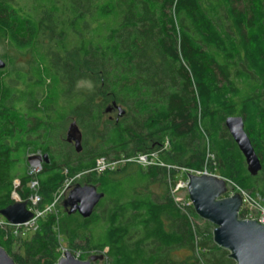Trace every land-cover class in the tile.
<instances>
[{
  "label": "trees",
  "instance_id": "trees-1",
  "mask_svg": "<svg viewBox=\"0 0 264 264\" xmlns=\"http://www.w3.org/2000/svg\"><path fill=\"white\" fill-rule=\"evenodd\" d=\"M30 1L17 7L0 0V41L28 52L29 64L34 55L48 61L53 73L41 75L37 63L30 75L28 64L13 70L17 87L0 69V210L14 203L12 193L27 209L36 194L41 209L75 176L102 197L88 217L65 209L62 218L39 219L32 232L15 235L0 217V248L14 264H55L60 247L77 260L102 256V264H234L212 242V226L174 203L168 181L178 169L205 166L264 196V0ZM72 54L96 73L99 93L125 107L123 115L100 124L105 100L68 92L80 75ZM58 85L64 96L54 100L49 91ZM76 113L72 122L83 145L89 142L78 154L56 138L57 127ZM232 116L242 119L259 159L255 176L223 126ZM36 152L47 161L31 175L26 157ZM151 152L169 169L120 162L94 170L99 159ZM155 183L160 195L148 189Z\"/></svg>",
  "mask_w": 264,
  "mask_h": 264
},
{
  "label": "water",
  "instance_id": "water-1",
  "mask_svg": "<svg viewBox=\"0 0 264 264\" xmlns=\"http://www.w3.org/2000/svg\"><path fill=\"white\" fill-rule=\"evenodd\" d=\"M4 63L0 60V69ZM117 117L123 110L112 103ZM107 108L105 112H108ZM223 126L243 158L246 172L255 176L261 169L259 159L255 155L243 130V121L238 116L227 117ZM81 135L74 122L66 129L65 141L72 143L76 153L80 152ZM35 159H39L35 157ZM41 159L46 162V156ZM186 195L195 215L212 226L211 239L219 248L228 253L234 264H264V224L257 220H240L238 211L241 206L239 195L225 197L226 186L223 179L216 176H186ZM102 197L95 187L88 185L73 186L63 200L64 209L77 212L81 217H88ZM0 217L10 225L25 223L31 218V212L25 202L14 201L13 204L0 210ZM102 256H90L86 260L74 259L67 251L58 258L55 264H93L101 261ZM0 264H14L0 248Z\"/></svg>",
  "mask_w": 264,
  "mask_h": 264
},
{
  "label": "rangeland",
  "instance_id": "rangeland-1",
  "mask_svg": "<svg viewBox=\"0 0 264 264\" xmlns=\"http://www.w3.org/2000/svg\"><path fill=\"white\" fill-rule=\"evenodd\" d=\"M15 6H22V5H29L30 4V0H10ZM59 2H63V0H57ZM237 9H246L245 5H239L237 7ZM16 36L18 38H22L24 37V32L20 29H16L15 32ZM63 41V40H62ZM44 45L46 46V44L44 43ZM0 60L4 63V67L1 69V72H3V74L5 75H9L8 77V83L9 84H14L17 87L20 86L17 83H14L15 78L13 77V70L17 71V70H22V71H26V67L29 64L30 61V54L28 52H20L17 50H14L13 48H11L10 46H8V44H6L4 41H0ZM11 62V63H10ZM69 62L74 64V66L77 68L78 72L80 73V75L77 77L76 80H73V83L71 84V87H68V92L69 93H80L81 95H87V94H91L93 93V99L95 102L99 103L100 101H102L103 99L105 100L103 106H101L100 110H99V122L104 123L105 121H113L115 120L116 112L113 111V113L109 114L108 112H105V110L107 108L111 107V99L110 98H104L102 96L101 93H99V88H100V82L98 81L97 75L96 73H92L90 72V70L87 68L85 62H81L80 60L77 59L75 54H72L69 57ZM39 64V69H40V74L41 75H52L53 71H52V65L48 62V61H39V56L38 55H34L33 60L31 62V64H29L28 66V73L30 75H35L36 73V64ZM64 90L61 87V85H58L55 89H51L49 91V94L51 97H53L54 100L58 99V97L62 98L64 96L63 94ZM67 99H70V101L72 103L76 102L75 97L73 95H69L66 96ZM117 103V102H116ZM121 110H124V106L122 105H117ZM72 121H78V113L76 114H70L68 115V117L66 118L65 122L62 125H59L57 127V133H56V138L58 141H61L62 143L65 141V133H66V129L67 126L72 122ZM79 128V126H78ZM81 132V130H79ZM81 134V133H80ZM83 136L81 135V140H80V146L81 149L83 148H88V143H84L83 145ZM65 143V142H64ZM64 148L68 151H74L73 150V145L72 143H66V146H64ZM79 153V152H78ZM76 153V154H78ZM35 157L39 158L38 159V164L39 166L42 165L43 160L41 159V155L39 153H29L28 156L26 157V165H27V173L30 174L33 172L32 169V162L35 161ZM79 176H75L74 178H72L71 181H69V185L67 186V190L65 191V194L63 195V198H66V195L68 193V191L76 185H82V182L79 181ZM13 185L14 187L18 185L17 181H13ZM35 187H30L29 185V189H31V191L34 190ZM149 191H151L154 194L160 195L161 194V187L159 186L158 183L152 184L149 186ZM185 195V194H184ZM182 194V196H184ZM64 198V199H65ZM11 199L13 201H16L18 198L17 196L12 193L11 195ZM55 210H56V215H57V219L58 218H62L65 214V209L63 207V200L56 203L55 205ZM202 224V223H201ZM17 234L20 232L19 230H16ZM29 234L27 233H23L22 238H25L26 236H28ZM30 236V235H29ZM184 252L182 251H176V254L179 256H184L183 255ZM102 260L101 261H97L96 264H102Z\"/></svg>",
  "mask_w": 264,
  "mask_h": 264
},
{
  "label": "built area",
  "instance_id": "built-area-1",
  "mask_svg": "<svg viewBox=\"0 0 264 264\" xmlns=\"http://www.w3.org/2000/svg\"><path fill=\"white\" fill-rule=\"evenodd\" d=\"M163 148H165V145L163 146ZM37 161L38 160L35 159V161H33L31 164L33 169V172L30 173L31 175L37 173L40 170V166ZM120 162H132L142 168L157 166L169 169L168 166L164 165L158 160L157 153L151 152L147 154H139L133 158L112 163H105L102 159H99L95 163L94 170L96 172H101L104 169L112 170L115 166L119 165ZM178 170L180 172L179 177L173 183L168 181V186L171 198L173 199L174 203H176L180 207H191V204L186 195L187 174L195 176L206 175L218 177L217 175L209 172L205 166L200 171H191L185 169ZM223 180L227 189L225 197H230L234 194H237L241 199V206L238 211V214H241L242 217L240 220H257L259 223L264 224V196H259L257 194L250 195L248 192L243 191L233 185L230 181L225 179ZM68 185L69 182L65 183L64 186L52 197L51 201L41 209L36 208V205L39 203L40 198L36 194L31 195L28 199L30 203V207L28 208V210L31 212V218L25 223L19 225H10L6 222L3 223L13 227L15 235L17 234L16 230L31 232L35 231L39 219L43 218L47 214H56L55 205L62 200V197L65 194ZM30 187H35V183H30ZM182 194L185 195L182 196ZM16 201H18V199ZM65 251L66 250L64 248L60 247L58 250V258H61L63 256V252ZM72 257L74 259H77V255H74Z\"/></svg>",
  "mask_w": 264,
  "mask_h": 264
},
{
  "label": "flooded vegetation",
  "instance_id": "flooded-vegetation-1",
  "mask_svg": "<svg viewBox=\"0 0 264 264\" xmlns=\"http://www.w3.org/2000/svg\"><path fill=\"white\" fill-rule=\"evenodd\" d=\"M113 111H115V108H114V106H112V103H111V107H110V109L108 110V113L110 114H112L113 113ZM116 112V111H115ZM116 118H118L117 116L115 117V120H116ZM93 264H96V262L95 263H93Z\"/></svg>",
  "mask_w": 264,
  "mask_h": 264
}]
</instances>
